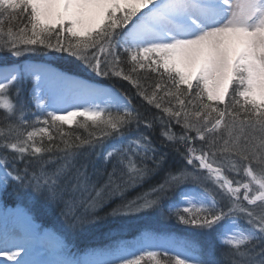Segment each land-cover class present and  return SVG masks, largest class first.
Returning a JSON list of instances; mask_svg holds the SVG:
<instances>
[{
  "label": "snow or ice",
  "instance_id": "6c2138e0",
  "mask_svg": "<svg viewBox=\"0 0 264 264\" xmlns=\"http://www.w3.org/2000/svg\"><path fill=\"white\" fill-rule=\"evenodd\" d=\"M40 48L67 53L97 75L128 81L182 129L178 136L166 124L161 136L184 145L181 155L186 166L168 171L151 189L154 198L129 201L113 214L120 209L163 212L157 193L179 188V200L169 203V213L175 212L182 224L215 233L228 249L222 254L227 264H264V0H0V50L21 57ZM121 50L130 65L127 71ZM145 71L158 79L145 86L139 79ZM29 76L37 83L25 100L20 85ZM50 81L74 93L61 97L63 102L69 98L83 102L69 105L72 110L55 107L57 98L51 96L46 102L42 85ZM13 88L15 96L10 95ZM101 95L100 90L50 69L13 63L0 67V190L6 192L15 184L34 196L58 201L64 195L61 181L70 157L109 137L122 143L123 130L140 123L139 113L114 88L102 104L95 103ZM33 104L36 119L30 122L25 117ZM73 125L94 131L89 139H73L63 130ZM144 125L154 126L148 120ZM196 141L201 147L195 146ZM117 145L102 153L113 167L96 190L93 205L105 190L115 195L122 184L143 181L163 163V155L157 159L146 135L129 140L128 148ZM53 152H62L58 159L64 162L49 170L46 165L57 158H43ZM217 156L246 181L225 175V164ZM19 163L23 169L16 167ZM34 163L40 167L32 168ZM201 171L227 203L204 186ZM75 179L73 190L89 177L78 171ZM71 207L66 201L65 208ZM139 251L140 255L120 258L118 264H142L145 256L155 264H225L188 242L159 252ZM19 255L20 251L0 249V256L23 264L16 260Z\"/></svg>",
  "mask_w": 264,
  "mask_h": 264
},
{
  "label": "trees",
  "instance_id": "16d2710c",
  "mask_svg": "<svg viewBox=\"0 0 264 264\" xmlns=\"http://www.w3.org/2000/svg\"><path fill=\"white\" fill-rule=\"evenodd\" d=\"M57 55L60 57L58 58ZM62 57H67L68 60L65 61L61 59ZM121 59L125 61L122 63V67L127 71L130 65L126 63L127 57L122 50ZM32 60L50 62L61 69L65 70L66 68L72 73L87 75L82 67L77 64L79 60L67 53H53L50 49L40 48L36 52L24 53L21 57H14L0 50L1 63L24 65L25 61ZM139 79L142 84L147 86L154 83L158 76L155 73L145 71L139 73ZM100 81L112 86L130 100L132 108L139 113L140 123L134 122L130 127L125 128L123 135L126 139L118 145L116 137H109L107 140L96 143L94 147H85L70 157V166L66 176L61 181L64 195L58 201H48L44 197L34 196L29 189H18L15 184H11L7 186L6 192L0 191V203L3 206L23 208L28 217L37 225L39 232H48L61 240L68 249L67 252L71 259L80 260L82 256L90 253L109 252L113 256L105 264H118L113 252L118 250L120 246L130 244L137 246L138 241L143 240L146 236L160 238L164 235L165 237L173 235L172 239L175 242H188L198 250L203 249L205 252L213 253L227 264V258L222 254L228 249L218 240L215 233L209 235L191 225L182 224L177 219L175 212H168L169 203L179 199V188L170 189L162 194L157 193L161 196V202L165 206L163 212L120 209L119 214H113V209L119 205L127 204L129 201L144 197L154 198L151 189L163 180L166 173L186 166V161L181 155L185 151V147L179 143H169L161 136V131L166 124H170L178 136L182 134V129L175 124V121H169L162 111L144 100L138 94V89L131 83L111 74L109 76L101 75ZM20 86L23 88V98L27 100L34 87L33 78L27 77ZM15 92L16 90L13 88L10 95L15 96ZM36 112L37 108L33 104L29 107L25 118L30 122L35 121L36 116L31 113ZM0 116H3L2 112H0ZM145 120L152 121L154 126L151 129L146 128ZM0 127L3 125L0 124ZM89 128L76 125L65 126L63 130L69 132L73 139L76 136L81 139H89V133L94 131L91 127ZM140 134L149 137L152 146L156 149L157 159L163 155L164 159L160 169L147 176L143 181L135 184H122L120 191L115 195L105 190L103 196L97 199L93 205L92 201L96 197V190L101 189L105 184L107 173L111 172L113 167L112 163L104 160L102 153L110 150L114 145L128 148V141L134 140ZM190 135L195 137L194 132ZM45 143H47L46 140ZM195 146L201 147V142L196 141ZM2 154L3 150H0V155ZM7 154L9 159L13 155L10 151ZM49 155L57 158L55 163L46 165L49 170L64 162L62 159H58L64 155L62 152L45 154L43 160H48ZM224 164L226 165L227 162L224 161ZM151 166L149 164V167ZM16 167L23 169L24 164L19 163ZM39 167V163L32 165V168L38 169ZM78 171L85 173L89 180L86 183H81L73 190V186L77 184L75 177ZM66 201L71 202L72 207L70 209L65 208ZM142 264H155V262L144 258Z\"/></svg>",
  "mask_w": 264,
  "mask_h": 264
},
{
  "label": "rangeland",
  "instance_id": "374dc122",
  "mask_svg": "<svg viewBox=\"0 0 264 264\" xmlns=\"http://www.w3.org/2000/svg\"><path fill=\"white\" fill-rule=\"evenodd\" d=\"M57 56L58 58L60 57L59 55ZM61 59H64L65 61L68 60L67 57H62ZM26 62V66L36 64L46 65L47 67H49L47 69H50L52 72L65 74L72 79L81 78V76L79 75H77V77H73L76 76L74 73L66 70V68L65 70L63 68L61 69L54 64L35 60ZM77 64H79L82 67V70H84V72L88 75L86 76L88 77V79H82V81L86 84H89V81L92 82V85H90V87L92 88L94 86V89H98L101 91V93L104 94L101 95L98 101V103L102 104L105 100L108 99L107 93L111 92L113 88H111V86L107 83L100 81L101 75L95 74V72H93L91 68L83 63V61L79 60ZM5 65H7V63L0 62V67ZM33 80L35 85L37 81L34 78ZM94 82L96 83L93 84ZM42 87L44 88V85ZM58 93L62 94L63 89L59 88ZM81 123H84L83 118H81ZM39 125L40 124H37L36 126L43 127V125ZM216 159L217 161L223 160V162H227L226 159L220 156H217ZM224 174L227 175L230 179L239 180L241 182H245L247 179L243 176L242 173L238 175L231 171L228 162L225 165ZM198 175L201 176L204 186L212 190L216 194L218 200H221L222 203H227V200H225L220 194L219 189L211 181L203 179L206 173L201 171L198 172ZM240 222L242 225H244L243 217L241 218ZM172 237L173 235H171L170 237H165L164 235L160 238L157 236H146L143 240L138 241L137 246H134L132 244L122 245L113 253L115 254L117 260H119L120 258L124 257L131 258L132 254L140 255L139 250L141 249L159 252L166 248L177 246V242H175ZM218 240L220 241V239ZM0 249H7L12 252L20 251V255L16 258V260L22 261L23 264H105L106 261L113 256L109 252H95L82 256L80 260L71 259L67 252L68 249L65 247V245L62 244L61 240L48 232H39L37 225L28 217V214L23 208L3 206L1 203ZM171 254L174 256L176 253L175 251H173ZM144 258L149 259L147 256H145ZM0 264H16V261L8 260L6 257L0 256Z\"/></svg>",
  "mask_w": 264,
  "mask_h": 264
},
{
  "label": "bare ground",
  "instance_id": "6f19581e",
  "mask_svg": "<svg viewBox=\"0 0 264 264\" xmlns=\"http://www.w3.org/2000/svg\"><path fill=\"white\" fill-rule=\"evenodd\" d=\"M34 66H37V67H40V68H46V69L49 68L46 65H39V64H36ZM78 81H80V80H78ZM81 82H83V81H81ZM87 85L90 86V84H87ZM44 89H45V92L47 94L46 95V101H47V97L48 96L57 98V101L58 102L54 104L55 107H58V108H68L69 110H72L69 107V105H71V104H78V103H82L83 102V100L80 99V98H69V99H67V102H63L62 100H60L61 97H71V96L74 95V93H72L68 88H66L64 86L63 93L62 94H59L58 93L59 92L58 84H56L55 82H51L50 81V82L44 84ZM99 99L100 98L96 99L94 102L95 103H98Z\"/></svg>",
  "mask_w": 264,
  "mask_h": 264
}]
</instances>
